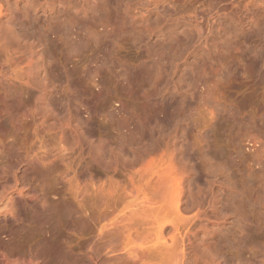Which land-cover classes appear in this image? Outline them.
Listing matches in <instances>:
<instances>
[{
    "label": "rangeland",
    "instance_id": "rangeland-1",
    "mask_svg": "<svg viewBox=\"0 0 264 264\" xmlns=\"http://www.w3.org/2000/svg\"><path fill=\"white\" fill-rule=\"evenodd\" d=\"M22 3L21 8L24 6ZM125 4L118 0H107L98 11L101 13L94 15V27L86 21V26L80 29L66 23L63 27L67 26L64 29L68 31L63 27L60 29L58 24H53L56 31L49 30L45 16L51 21L57 13L52 14L43 8L38 10L40 19L37 22H41L40 26L31 20L25 22V27L19 25V31L27 27L21 31L29 30L31 35L36 32L41 41L45 40L37 48L43 55L39 57L41 78L49 84L44 90V103L49 107L46 106L47 110L43 113L47 122L45 130L40 133V140L44 142L40 157L46 154L43 162L47 165L57 163L48 166L52 168V173L45 166L43 175L37 174L39 177L32 180L35 181L32 182L33 186L43 183L42 178L49 184L52 180H56V183L67 182L74 170L83 172L84 177L88 181L93 180L91 182L96 183L97 187L104 182L120 183L125 162L122 165L123 160L118 164L111 163L112 160L107 166H99L92 158L96 146L106 143L110 150L121 151L125 161L130 156V149L138 147L141 140L148 145L158 139L163 141L165 137L166 140L172 139V136L178 137V146L181 145L179 141L187 137L188 140H185L189 146L185 147L186 152L202 169V140L210 133L207 158L212 167H230V159L239 157V154L241 157L244 155L247 162L244 161V166L248 161L250 166L254 164L251 169L240 164L239 169L244 172L240 170L242 172H238L237 179H240L241 173H245V178L250 180L246 187L249 185L247 194L250 191L251 197H247L251 202L260 201L257 221L262 223V218L264 223V0H176V4L166 6V10L159 7L127 8ZM84 27H88L87 30ZM58 28L61 39H56ZM74 32L77 34L74 35ZM62 35L71 41V46L68 43L70 48ZM60 51L63 52L60 54ZM1 55L0 58L5 60L4 54ZM1 62L0 70L4 67L7 69L5 62ZM59 75L61 80H58ZM67 77L71 81H79L81 86L69 88L64 81ZM6 79L0 77V88L4 87ZM94 81L100 82V86H93ZM33 89L30 87L28 90L30 97L35 93ZM1 91L0 94L3 93ZM34 100L30 99L31 107L28 108V111H32H22L18 113L20 116L15 115V119L31 122L33 117L40 118L42 115L37 117V112H33ZM2 102L0 128L4 131L0 133V171L8 162L4 152L7 146L15 147L16 151L19 149L22 157L26 158L31 146L37 143V140L32 141L33 130L31 136L27 134L29 137L22 132H13L8 123L10 112ZM90 102L94 108L89 105ZM64 103L68 104L64 106ZM54 124L52 129L49 125ZM99 139L105 140L100 143ZM145 142L141 146H145ZM257 155L260 157L257 158ZM18 166L19 177H22L28 164L24 161ZM60 175L63 176L60 178ZM32 176L35 178V175ZM0 219L5 220L3 216Z\"/></svg>",
    "mask_w": 264,
    "mask_h": 264
},
{
    "label": "bare ground",
    "instance_id": "bare-ground-1",
    "mask_svg": "<svg viewBox=\"0 0 264 264\" xmlns=\"http://www.w3.org/2000/svg\"><path fill=\"white\" fill-rule=\"evenodd\" d=\"M106 1L0 0V48H3L0 53L4 54L5 60L0 59L5 62L7 68L4 69L5 67L2 66L3 69L0 70V77L7 78L5 81L7 84L2 82L5 85L0 88L3 91L0 94V102L3 101L10 112L8 123L13 132L27 135L33 130L32 141L37 140V143L32 144L31 151L27 150L26 158H23L20 150L16 151L15 147L14 150L13 147L7 146L4 151L8 162L0 171V216L5 218L3 221L0 219V264H264V223L262 218L260 220L262 223L257 221L260 201L249 200L251 194L250 191L247 194L249 185L248 187L246 185L250 180L245 178V173H241L240 179H237L238 172L242 170L239 169L240 164L244 166L246 162L244 155L241 157L239 154L237 160L235 154H232L234 157L229 158L230 167L226 165L225 168L223 165L222 169L212 167L207 158L210 133L209 136L208 133L203 136L202 140L204 143L202 169L197 167L195 163L197 161L194 162L186 152L185 147L189 146L186 143L187 137L184 141L180 140L182 137L179 138L181 145L178 146L177 136H172V139L170 137L168 141L164 136L163 141L158 139L153 142L151 139L152 142H149L153 144L147 142L148 145L141 140V144L145 142V146H141L138 142L139 147L136 142L138 147L134 145L135 147L130 149V156L125 161V158L121 157V151L117 153L115 149L110 150L108 146L106 147V143L96 146L92 158L99 166H107L112 160L111 163L117 164L123 160L122 165L125 162L122 167L124 176L120 183L104 182L105 186L102 183L99 184L102 186L97 187L96 183V185L92 183L93 180L91 182L85 178L83 172L74 170L71 172L72 178L67 182L56 183V180L55 182L52 180L53 183L49 181L51 183L49 184L45 182L46 179L40 177L43 183L33 186L32 182L35 181L32 180H36V176L43 175L45 172L43 168L46 166V169H49L50 164H55L51 162L47 165L45 161L46 164H43L46 154L40 157V151L44 147L40 133L45 130V122H47L44 121L46 116L43 113L49 105L44 103V90L48 82L46 84L41 78L39 57L43 55H40V50L37 48L45 40L41 41V37L35 34L36 32L33 33L34 31L31 32L32 35L28 33L29 30L22 32V29L27 27L20 31L18 27H25L24 24L26 25L25 22L28 20L39 25L41 22H37L40 19L38 10L43 8L52 14L57 13L51 21L45 16V23L49 24L47 29L56 31L55 24L60 28L66 23H70L72 28L74 24L80 29L86 21L95 23L94 15L105 6ZM118 1L127 3L125 4L127 8L135 9L159 7L166 10V6L176 4V0ZM21 3L24 4L22 8ZM31 25L33 27V24ZM66 27H63V30L68 31L64 29ZM59 28L58 36L54 34V30L51 31L57 36L56 39L62 38L59 37L61 34ZM76 34L77 32L74 35ZM64 36L63 39L67 38ZM54 41L53 43H56ZM70 42L67 41V45ZM62 52L60 51V54ZM69 78L64 79L69 88L71 86L76 88L80 84L79 81H71ZM100 84L95 82L93 86ZM30 87L35 89L32 97L28 91ZM31 98L35 101V105L32 106L33 112H37L36 116H42L31 118V122L15 119L18 113L28 111L31 107L29 104ZM67 104L64 103V106ZM211 115L215 116L214 113ZM49 126L53 129L55 124ZM2 130L4 131L0 128V133ZM24 161L28 164V168L23 172V176L19 177L18 164ZM245 166L248 169L252 168L249 161ZM52 171L50 168L49 172ZM32 175H35V178ZM62 176L60 175V178ZM247 195H250L249 199Z\"/></svg>",
    "mask_w": 264,
    "mask_h": 264
}]
</instances>
